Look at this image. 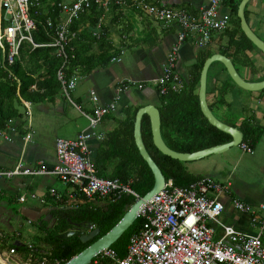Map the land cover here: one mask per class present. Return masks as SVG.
I'll list each match as a JSON object with an SVG mask.
<instances>
[{
	"label": "built area",
	"instance_id": "built-area-1",
	"mask_svg": "<svg viewBox=\"0 0 264 264\" xmlns=\"http://www.w3.org/2000/svg\"><path fill=\"white\" fill-rule=\"evenodd\" d=\"M223 2L224 0H209L207 6L191 14L184 9L177 10L147 0L62 1L56 6L60 16L56 23L53 24L50 18L45 21L47 33L52 41L37 44L33 38L36 22L31 16V10L42 8L41 0H0V47L5 50L3 61L8 66L12 65L19 56L22 44L27 43L32 48H53L56 58L61 61L56 72L61 96L80 112L88 123V128L77 134L74 139L55 140V163L51 167L42 162L35 167H28L19 161L11 169H0V179L53 176L62 185L72 187L79 196L88 200L113 201L124 195L138 200L140 197L132 190L130 182L97 176L91 160L89 142L92 139H103V136L96 132V127L105 116L116 111L120 96L131 89L141 91L146 87V83L131 79L120 81L111 103L96 106L91 115L85 114L72 99L78 78L66 73L69 62L66 47L70 25L95 4L104 13L112 5L132 8L152 17L163 27L178 28L176 42L167 53L160 75L154 79L158 96L166 97L183 90V83L177 72L180 46L193 39L199 47H204L213 33L229 28L230 15H221L219 11ZM102 17L98 20V26L102 23ZM93 35L99 36L96 32ZM111 62L119 63L120 58L113 57ZM22 103L29 119L28 103ZM14 133L15 128L12 122H9L7 130L0 132V140L11 142ZM23 140L27 141V137ZM239 147L244 153H252V148L247 143H240ZM229 188V183L217 184L206 177H200L185 187H178L172 181H166L163 188L151 197L139 212L138 217L142 219V225L129 237L126 255L119 257L109 247L95 255L88 264H264V203L252 207L238 199L231 200L234 212L246 216L249 225L258 230L255 234L221 223L218 218L224 211V205L220 198L229 193ZM50 194L55 195V192L51 190ZM28 198L38 197L36 194L21 195L18 201L25 202ZM8 240L6 234L0 232V245L4 241L6 244ZM26 247L28 253L23 259L13 249L1 252L21 264H62L59 259H49L48 253L37 255L31 243H26Z\"/></svg>",
	"mask_w": 264,
	"mask_h": 264
},
{
	"label": "crops",
	"instance_id": "crops-1",
	"mask_svg": "<svg viewBox=\"0 0 264 264\" xmlns=\"http://www.w3.org/2000/svg\"><path fill=\"white\" fill-rule=\"evenodd\" d=\"M62 1L69 2L71 0ZM147 1L154 4H164L177 10L184 9L191 14L197 13L200 8L207 6L209 3V0ZM240 1L231 0L232 6L236 5L235 13L230 4L222 3L219 9L220 14L230 15V26L223 32L213 33L206 46L199 47L193 39L185 41L180 46L177 72L182 80L183 88L184 84L188 83L193 86L192 94L194 96H198L199 88L197 65L201 61L204 64L205 60L214 54L229 58L243 81L249 84L264 81V54L256 47H252L245 42L241 35L240 25H236L237 8ZM112 7L105 13L98 8L102 13L96 19L94 25L89 23L92 16L89 17V11L86 12L85 23L78 30V32L80 30L89 31L90 36L97 41L101 38L104 40L103 43L85 42L82 57H102L103 48L108 49L110 47L111 51L106 56L120 58L119 64L112 63L110 59V62L97 67L90 74L84 73L83 67L72 73L78 78L76 89L72 93L74 96L73 101L88 115L93 113L96 106L107 105L114 100L117 85L120 81L131 79L138 83H148L157 78L166 61L169 49L176 42L178 28L174 26L163 27L154 22L152 17L141 12H135L132 8L117 7L116 10L112 11ZM59 17L58 15L57 18ZM101 17L102 23L98 26V20ZM244 17L249 28L264 42V0H249L244 8ZM94 32L99 36L94 37ZM247 46L248 49H246ZM243 47L245 48L243 49ZM93 63L96 62L93 61ZM60 99L63 104H58L56 107L55 112L58 114L65 113L67 110L65 106L68 104L63 97H60ZM206 99L210 111L221 122L230 126H238L241 123L248 125V142L245 143L252 148V153H244L240 149L242 153L248 154V193L243 192L240 187H235L230 192L232 186L230 182H227L230 184L228 193L230 199H238L252 207L264 203V88L259 91H247L238 87L232 82L223 66L218 62H214L210 65L207 73ZM45 103L54 104L56 101H45L39 104ZM149 104L154 105L158 110L160 108L161 101L155 86L153 90L145 87L141 91L131 89L124 92L117 102L116 111L102 119L96 127V132L104 138L124 118L122 113L124 108L132 106L140 108ZM44 110L47 111V109ZM75 111L83 120L75 121L70 125L67 124V121L59 126V133L63 132L68 137L67 139H74L77 134L88 128L87 120L76 109ZM116 113L120 114L119 120L114 116ZM30 120L31 113L27 122L21 119L12 122V126L15 128L12 141L0 140V169H11L19 161H22L28 167H35L41 162L45 166L51 167L55 163V141L50 156L51 159L45 158L41 154L39 146H37L38 141L34 140L36 132L30 126ZM29 135H33V141ZM24 137H27V141L23 140ZM102 140L92 139L89 142L91 158L95 147ZM206 158L199 165L195 163L196 161L185 163L184 166L187 172L198 178H208L207 175L203 174L205 172L203 171L204 168L196 167L203 164L205 167L210 161H213L211 155ZM192 169L200 171L193 172ZM51 190L55 192V195L50 194ZM0 194V203L5 207L17 205V209L14 210L16 218H22L24 223L30 226L33 232L35 231L32 234L35 237L39 236L38 225L40 222H50V225L55 223H53L50 216V212L55 206L61 203H72L77 193L72 187L62 185L53 176H21L8 180L0 179ZM28 194H36L38 198H28L25 202L18 201V197ZM231 210L232 214L236 216L233 217V224L228 225L247 233H253L247 230L252 228L249 225L248 218L234 212L233 209ZM223 212H225V207ZM11 216L13 217V215ZM4 222L7 229L0 232L7 234L12 240L26 244L22 240V234L10 225V220ZM18 225L22 227L21 222ZM263 233L262 241L264 244ZM2 251L8 250L4 249Z\"/></svg>",
	"mask_w": 264,
	"mask_h": 264
},
{
	"label": "trees",
	"instance_id": "trees-1",
	"mask_svg": "<svg viewBox=\"0 0 264 264\" xmlns=\"http://www.w3.org/2000/svg\"><path fill=\"white\" fill-rule=\"evenodd\" d=\"M61 1L41 0L45 9L31 10V16L36 22V31L33 35L35 43L46 44L52 41L51 36L47 33L45 21L50 18L53 24L56 23L58 17L56 6ZM224 3L230 4V7L235 10L234 13L236 12V5L232 6L231 0H224ZM112 6V11L119 7ZM89 13V17H93L88 19L89 23L94 25L102 11L98 9L97 5L92 4ZM85 20L86 14H83L79 19L73 21L69 28L66 47L69 57L66 70L68 76L76 70H80V67L84 68V73L90 74L97 67L106 65L111 59L106 56L111 51L110 47L103 48L102 57H82L85 42H104L103 38L99 41L92 38L89 31L80 30L78 32ZM236 25L239 26L238 18H236ZM241 35L248 45L254 47L242 31ZM106 44L109 46L107 42ZM4 54L5 50L0 47V132L7 130L9 122L22 119L20 111L24 108L22 101L39 104L45 101L54 102L56 97H62L60 85L56 79V72L61 61L56 58L53 48H32L27 43L22 44L19 56L10 66L3 61ZM93 61L96 63L92 64ZM202 66L203 61L197 65V83ZM192 89L193 86L188 83L184 84L180 93L169 94L166 97L159 96L161 101L159 108L161 137L168 148L178 153H193L231 141L228 134L208 123L201 113L198 96L192 94ZM138 109L139 107L132 106L122 110L124 118L97 144L91 160L98 177L130 182L132 190L139 197H143L153 187L154 179L147 164L139 155L133 139V126ZM232 126L241 131L242 142H248V125L241 123L238 126ZM141 134L147 152L161 170L166 181H172L178 187H185L198 179L187 172L184 162L162 155L154 147L150 121L146 115L142 117ZM102 202H104L103 205H98ZM134 202L135 198L129 195L120 196L113 201H99L98 199L88 200L76 194L72 203L56 205L50 212L51 219L55 220L51 228H49L50 222L39 223V236L33 238L32 245L37 255L48 253L49 259H59L62 264H65L113 227ZM88 222L99 230V234L90 241L83 243L78 236L59 238L60 235L73 229L72 223ZM141 225L142 219L137 217L122 236L111 245L110 248L119 257L126 255L129 237L137 232ZM6 237H8L7 234ZM8 239L6 244L4 241L0 245V251L13 249L23 259L28 253L26 244L9 237Z\"/></svg>",
	"mask_w": 264,
	"mask_h": 264
},
{
	"label": "water",
	"instance_id": "water-1",
	"mask_svg": "<svg viewBox=\"0 0 264 264\" xmlns=\"http://www.w3.org/2000/svg\"><path fill=\"white\" fill-rule=\"evenodd\" d=\"M249 0H241L237 8V18L239 19L240 29L243 32L244 36L256 47L262 54H264V42H262L254 32L249 28L246 19L244 17V8ZM214 62L220 63L223 68L226 70L228 76L232 82L238 87L247 90V91H259L264 88V81L260 83L249 84L243 81L238 75L233 63L231 60L223 55L214 54L208 57L200 71L199 76V88H198V100L201 113L206 118L208 123L215 127L216 129L228 134L231 137V141L225 144L217 145L211 148H206L199 150L193 153H178L170 148L164 143L161 132H160V113L157 107L154 105H145L140 107L135 115L134 126H133V139L135 146L139 152L141 158L145 161L148 168L150 169L154 184L151 190L146 193L143 197H140L138 200L128 207L127 211L121 217V219L111 227L104 235L96 239L84 250H82L77 255L73 256L65 264H88L89 261L97 255L99 252L103 251L106 248L111 247L121 236L122 234L133 224V222L138 217L139 212L143 208L144 204L155 194H157L164 186L166 180L163 176L161 170L152 160L151 156L147 152L141 134V121L144 115L148 116L150 121V129L152 142L154 147L165 156H168L172 159L178 160L180 162L188 163L200 160L212 154H219L231 147L239 146L242 143L243 135L241 131L235 127L227 125L220 120H218L210 111L207 99H206V89H207V73L210 65ZM55 220L53 219V223ZM52 225H49L51 228ZM73 229L60 235L59 238H69L73 236H78L81 242L85 243L90 241L99 234V230L93 227V224L82 223L76 224L72 223ZM93 228V229H92ZM90 230V231H88ZM88 231V232H87ZM0 264H21L11 257L0 251Z\"/></svg>",
	"mask_w": 264,
	"mask_h": 264
},
{
	"label": "rangeland",
	"instance_id": "rangeland-1",
	"mask_svg": "<svg viewBox=\"0 0 264 264\" xmlns=\"http://www.w3.org/2000/svg\"><path fill=\"white\" fill-rule=\"evenodd\" d=\"M42 8L43 10L45 9L44 3H42ZM122 58L124 59L125 56ZM154 86V80L146 83V87L150 90H153ZM73 97L74 96L72 95V99H74ZM55 101L56 103L54 104H30L27 102V110L29 109V112L31 113L30 126L32 127V130L36 132V134L34 135V140L38 141L37 146H39L41 154L47 159H51L50 156L53 150V143L55 139L68 138L63 134V132L59 133V126L67 121V124L70 125L71 123H74L75 121H81L82 119L75 111V108L71 107L68 104H64L66 105L65 108L67 109L65 113H56V107L58 106V104H63V102L61 101L60 97H56ZM44 109H47V111H45ZM20 111L22 113L21 120L27 122L26 109L22 108ZM114 116L116 117V119H120V114L116 113L114 114ZM29 136L33 141V135ZM211 157L213 161H210L207 166L204 167L203 164L196 167L204 168L203 171L205 172L203 174L207 175L208 178L218 184L225 185L227 182H230L232 186L230 192H232V189H234L235 187H240L241 189H243V192L248 193V154L242 153L240 148L236 146L229 148L221 154H212ZM203 159L204 158L194 162L199 165V163H201ZM205 159L207 158L205 157ZM197 170L198 169H192L193 172L200 171ZM220 199L224 204L225 212H223V214L219 216V221L226 225L233 224V217H235L236 215H233L231 212L232 206L229 194L221 196ZM103 204L104 202L99 203L98 205ZM16 209L17 205H9V207H5L2 203H0V231L3 229H7V225L4 221L10 220V225L22 234V240L25 243L32 244L34 242V236H32V234H34L35 231L33 232L31 227L24 223L22 218H16V214L14 211ZM11 215H13V217ZM3 219L5 220L2 221ZM19 222H21L22 227L18 225ZM247 230L253 233L258 231L256 228H249Z\"/></svg>",
	"mask_w": 264,
	"mask_h": 264
},
{
	"label": "flooded vegetation",
	"instance_id": "flooded-vegetation-1",
	"mask_svg": "<svg viewBox=\"0 0 264 264\" xmlns=\"http://www.w3.org/2000/svg\"><path fill=\"white\" fill-rule=\"evenodd\" d=\"M88 231H89V230H88ZM88 231H87V232H88ZM87 242H88V241H87Z\"/></svg>",
	"mask_w": 264,
	"mask_h": 264
}]
</instances>
